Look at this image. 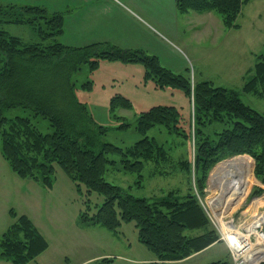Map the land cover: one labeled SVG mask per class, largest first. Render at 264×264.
Listing matches in <instances>:
<instances>
[{"label":"trees","instance_id":"obj_1","mask_svg":"<svg viewBox=\"0 0 264 264\" xmlns=\"http://www.w3.org/2000/svg\"><path fill=\"white\" fill-rule=\"evenodd\" d=\"M249 1L176 0V3L180 12L216 11L225 26L238 28V15ZM64 18V11H50L43 5L0 3L1 151L11 169L20 177L50 189L54 186L56 164L60 165L79 190L84 184L88 194L96 191L104 196L96 211H92L90 199L85 200L86 207L78 216L80 226H101L117 233L123 222L134 221L139 241L159 260L183 259L209 246L219 235L210 225L191 178L189 190L184 194L175 188L164 196L150 198L137 196L105 177L110 165L138 172L142 178L145 162L155 161L158 167L171 160L165 145L147 133L156 125L179 133L178 107L159 104L141 111L136 127L143 137L123 148L103 139L108 128L78 98L74 75L86 63L91 71L98 69L104 60L142 63L145 79H153L156 87L182 88L194 104V154L193 160L179 162L186 174L192 170L196 174L199 193H203L208 172L215 163L243 152L256 160L255 172L264 183V113L244 102L237 89L210 80L192 83L189 76L174 72L162 64L158 55L143 49L121 47L109 41L63 43L59 37L64 33ZM6 23L31 25L40 40L27 41L11 34L3 27ZM84 87L92 89L93 82H85ZM243 90L264 96V52L255 62ZM19 106L49 120L53 132H42L30 116L5 115L6 110ZM120 107L132 108L133 102L116 93L110 98L109 109L116 118L124 119L116 113ZM219 123L223 128L218 130ZM199 124L212 125L213 136L207 135ZM128 125L124 121L120 127ZM112 153H119L120 161L110 158ZM250 177L251 181L253 169ZM10 214L12 222L0 236V258L11 260L12 264H27L49 247V241L28 214H20L15 208L10 209ZM112 261L111 257H103L98 264ZM204 264H227V260Z\"/></svg>","mask_w":264,"mask_h":264},{"label":"rangeland","instance_id":"obj_2","mask_svg":"<svg viewBox=\"0 0 264 264\" xmlns=\"http://www.w3.org/2000/svg\"><path fill=\"white\" fill-rule=\"evenodd\" d=\"M41 1L0 0V3L37 4ZM46 2L51 5L54 3L51 0ZM130 7L137 16L130 11L132 9L127 10L122 6L113 9L110 14L107 12L108 16L105 19L107 24L103 27L112 29L116 38H120V43L115 44L121 47L143 49L150 54L158 55L164 66L176 73L189 76L192 83L210 80L216 85L235 88L240 91V97L244 102L264 113V96L243 90L244 84L252 76L255 62L264 52V0H250L243 5V10L236 20L239 23L238 28L225 26L216 11L211 14H199L195 11L178 12L177 29L172 33L161 28L139 8L132 4ZM68 8L71 12H75V15L67 34L77 41L81 8L76 4H71ZM3 27L11 34L22 36L27 41L40 40V35L31 25L6 23ZM59 39L64 40L61 37ZM104 61L95 71L90 70L88 63L84 64L74 75V80L78 98L88 105L90 112L99 123L107 126L108 130L103 135L105 141L113 142L123 148L134 144L143 137L136 127L140 112L154 105H174L178 107L181 114L178 123L179 133L171 132L163 125L154 126L147 133L165 145L171 154V160L158 167L155 161L145 162L142 178H139L138 172L116 169L110 165L105 174L106 179L137 196L154 198L164 196L169 190L175 188H179L181 194L186 193L189 190L191 178L194 192L198 195L199 202L210 219V225L219 235L215 242L229 243L227 229L230 225H235L234 232L239 226L245 229L249 219L254 220V217L260 216L259 212L264 211V203H259V200L264 202V183L255 172L256 160L246 152L221 159L208 172L204 191L199 193L196 187V174L193 170L191 174L188 172L186 174L179 162L183 159L193 160L194 104L191 98L182 88H159L156 87L153 79L146 80V70L142 63ZM87 81L93 82L92 89L84 87ZM116 93L124 94L133 102L132 108L120 107L116 111L124 119L116 118L109 109L110 98ZM5 115L9 118L17 115L30 116L42 132H53L49 120L42 116H35L29 108L14 107L6 110ZM124 121L130 125L120 127ZM199 125L204 127L202 124ZM216 128L219 130L223 126L219 123ZM204 130L207 135L213 136L212 125L205 126ZM1 142L0 132V144ZM239 155L253 161L254 177L251 181V177L249 178L240 194L232 195L231 201H235V204L227 207L226 212L222 214L223 206L218 207L220 210H214L209 203V197L213 193L210 189V178L221 162ZM109 156L118 161L121 159L119 153H112ZM49 195V209L52 211L53 207L58 205V210L62 214L70 215L72 221L77 219L79 213L85 209V200L90 199L92 211H96L104 201V196L96 191L88 194L84 184L79 190L76 182L58 164H56L53 190ZM10 220H12L11 217ZM263 226L264 219L259 225L260 230H263ZM87 231L92 241L97 243L101 250L111 254L98 257L94 264H98V261L105 256L113 258L110 264H135L129 259L130 257L141 258L146 252H151L144 243L139 241L138 228L134 221L123 222L117 233L101 226ZM261 233L259 232L257 237L252 234L249 238L254 246L258 245L263 252L264 239L261 240ZM245 254H247L245 258L250 255L257 257L251 249H247ZM220 259H228V264H233L223 244H217L202 256L183 264H194L195 261L210 263ZM1 261L12 264L11 260L6 258H0V264H2Z\"/></svg>","mask_w":264,"mask_h":264},{"label":"crops","instance_id":"obj_3","mask_svg":"<svg viewBox=\"0 0 264 264\" xmlns=\"http://www.w3.org/2000/svg\"><path fill=\"white\" fill-rule=\"evenodd\" d=\"M42 1L37 4L47 7L50 11L65 12L64 33L60 36L64 40L61 39L60 41L70 45H79L74 43L88 44L98 41L120 43V38H116L112 29L103 27V25L107 24L105 23L106 16H108L107 12L110 14L113 9H117L119 6L130 10L132 9L130 4L134 5L160 25L161 28L171 33L176 32V22L179 18L178 12H180L176 0H51L54 1L52 5L48 4L46 0ZM71 4L79 5L81 8L80 31L76 36L77 41L67 34V30H70L72 18L75 15V12H71L68 8ZM130 11L134 12L133 9ZM198 13L211 14L212 11ZM133 14L137 16L135 12ZM136 19L139 20V18ZM52 190L53 188H46L35 180L24 179L16 174L3 156L0 144V236L12 222L10 220V209L15 208L20 214H28L49 241V247L27 264H94L98 257L111 255L101 250L88 234L87 230L96 226H80L78 218L72 221L70 215L67 213L62 214L58 210V205L53 207L52 211L49 209V194ZM217 244H223L226 254L230 255L227 243L215 242L179 260L162 261L152 251L146 252L145 256L141 258L134 256L129 259L135 264H150L152 262H157L158 264H183L202 256V254ZM1 262L2 264H7L5 261ZM204 263L206 262H194V264Z\"/></svg>","mask_w":264,"mask_h":264},{"label":"bare ground","instance_id":"obj_4","mask_svg":"<svg viewBox=\"0 0 264 264\" xmlns=\"http://www.w3.org/2000/svg\"><path fill=\"white\" fill-rule=\"evenodd\" d=\"M252 169L253 161L251 162V160H248L244 156L242 157V155L234 156L230 160H225L214 169L210 178V189L213 190V193L209 197V203L214 210H220L218 207L221 205L224 208L221 212L223 214L226 212L227 207L235 204V201H231L233 197L232 195L240 194L244 190L245 183L250 178ZM259 201V203H264L261 200ZM259 213L260 216L254 217V220H248V224L245 229L239 226L234 232L233 230L235 225H230L227 229V233L230 234H227V238L233 247L234 254L242 258V261L247 264H256L260 259L264 258V249L263 252H261L260 247L258 245L255 247L254 243L251 242L249 238L252 234L257 237L259 232H264V229H261V231L259 228V225H261L264 219V211ZM263 239L264 234L261 233V240ZM247 249H251L257 257L250 255L245 258L247 255L245 254Z\"/></svg>","mask_w":264,"mask_h":264},{"label":"built area","instance_id":"obj_5","mask_svg":"<svg viewBox=\"0 0 264 264\" xmlns=\"http://www.w3.org/2000/svg\"><path fill=\"white\" fill-rule=\"evenodd\" d=\"M262 233L264 234V232H262ZM231 250H232V254H233V257H234V260H235L236 264H247V263H245V262L242 261V258H240V257H238L236 254H234V251H233V247H232V245H231ZM262 260H264V258H263V259H260L259 262H258V264H259ZM248 264H249V263H248Z\"/></svg>","mask_w":264,"mask_h":264}]
</instances>
